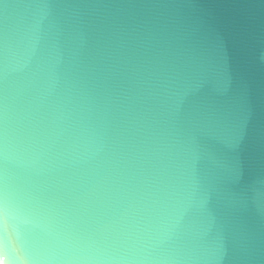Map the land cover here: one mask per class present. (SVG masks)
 <instances>
[{"label":"water","instance_id":"1","mask_svg":"<svg viewBox=\"0 0 264 264\" xmlns=\"http://www.w3.org/2000/svg\"><path fill=\"white\" fill-rule=\"evenodd\" d=\"M0 264H264V0H0Z\"/></svg>","mask_w":264,"mask_h":264}]
</instances>
